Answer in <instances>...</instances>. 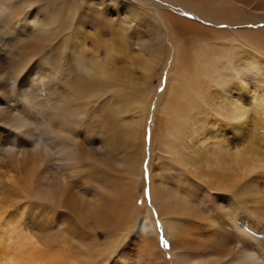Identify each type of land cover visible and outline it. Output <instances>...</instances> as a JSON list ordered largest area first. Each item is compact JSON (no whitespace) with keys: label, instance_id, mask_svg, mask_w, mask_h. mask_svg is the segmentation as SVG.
<instances>
[{"label":"bare ground","instance_id":"6f19581e","mask_svg":"<svg viewBox=\"0 0 264 264\" xmlns=\"http://www.w3.org/2000/svg\"><path fill=\"white\" fill-rule=\"evenodd\" d=\"M146 1L0 0V98L23 102L2 147L23 192L8 197L58 223L1 236L0 264H97L114 250L107 264H264V0H171L212 26ZM110 94L113 107L98 102ZM146 175L152 206L139 209Z\"/></svg>","mask_w":264,"mask_h":264},{"label":"rangeland","instance_id":"374dc122","mask_svg":"<svg viewBox=\"0 0 264 264\" xmlns=\"http://www.w3.org/2000/svg\"><path fill=\"white\" fill-rule=\"evenodd\" d=\"M130 1H133L135 4H143L142 7H144V8L145 7L150 8L152 5H154V4L150 3V1H146V0H130ZM165 1L171 2V0H160L161 5L165 9L161 6L158 9H161V10H164V11L170 12V13L172 10H175V11H173L174 13H176V14L179 13L180 15H182V17H185V18L189 19L190 21H196V22L200 21V20L195 19L197 17L198 19H201L203 21L200 23H202L204 25L207 24L209 26L213 25L211 23V20L206 21L203 18L198 17V15L196 13H193L192 10H190V9H188L182 5H177V7H176L173 5L172 2H171L172 3L171 5H168L167 4L168 2H166V5H165ZM78 2H79V0H78ZM237 6H239V5H237ZM239 7H241L245 13H251L252 9H250V7L248 5H247V7H245V6H239ZM37 8H38V4H36L34 9H37ZM257 13H260V12H257ZM115 19L118 22L124 23L122 21L123 17L121 14L120 15L117 14ZM214 25L218 26L221 29L229 30V31L241 29L240 28L241 25L231 23V22H224L223 24H220V25L219 24H214ZM244 26L246 27L247 25L245 24ZM250 27L254 28L255 26L250 25ZM71 31L72 30L68 31V33H70ZM95 31L98 32L99 34H102L103 32L104 33L106 32V34H107V31H105V28L102 31V22H101V27L100 26L96 27ZM65 35H63L62 38H64ZM187 44L189 46H197V45L202 44V43L200 40H198L196 38H192V39H187ZM67 54H69V52H67ZM35 63L36 64H42L41 59H36ZM5 71H6V65L0 61V72L3 74V73H5ZM166 82H167L166 72H161L159 77L153 79V81H152L153 91H152L151 96L148 99V102L150 103L149 106L152 110L150 112L151 116L149 117V120L146 123L147 128L149 129V133H148V137L146 138L147 140L145 141V148L149 146L150 140H151L150 134L152 135V133L154 132L155 117L153 118L152 116H153V113L155 112V106L157 108L156 104H157L158 96L162 94L161 97L164 98L163 94L165 93ZM107 96L112 97V98L108 99ZM107 96L103 97L98 102L100 104L107 103L108 107L111 108L118 101H117V98L113 99L114 97L111 94L107 95ZM161 97H159V99ZM21 99H22V97H20V102H16V101L15 102H12V101L6 102L4 99L0 98V237L6 236L9 233L13 243L17 239V233L20 232V230H21L20 227L29 226V227H33L35 229L36 227L39 226L40 229L42 228L41 231H44V233L50 232V231H57V228H58V223L56 222V220H54L53 217L47 218L46 212L43 209H42L43 213L40 212V208L33 209L32 200H30L29 198L23 200V199H21V197H19L20 198L19 199L17 195H13L14 197L11 196V198L8 197V193H9V195H12L13 192L14 193H16V192L22 193L23 192L22 187L20 186L19 183H17L18 179H20L19 177H21L20 173L23 171V168L18 167V165L16 164L17 158L15 156H13V155L9 156V154H6L3 150V148H7V147H3V146H5V143H8V145H9L8 140L6 141V137L8 135H10L12 132V129L10 128V126L8 124L9 120L11 119L10 112L12 111L13 106H15V108L22 107L23 102ZM95 104H97V103H95V101H91L90 105L94 106ZM157 113L158 112L156 110L155 116L157 115ZM225 129H227V128L225 127ZM259 133L262 134L261 132H259ZM227 135L229 136V139L231 140L233 137L231 131H229L227 133ZM17 138H18V140H17L16 145L18 147H20L22 145L30 146L31 140L27 139V136H25L24 134L18 135ZM28 146H25V147L28 148ZM13 157H15L16 159ZM146 159H149L148 152L145 153V161H146ZM145 161H144V163H145ZM145 166L148 167V164H145ZM145 169L146 170L144 173L146 174L148 172H147V168H145ZM16 188H18L17 191L15 190ZM19 189H21V190H19ZM146 206H152V199H151V194H150V190H149V180H148L147 175L145 176V178H143V180L140 183L139 199H137V207H139V209H144ZM32 211L37 212L38 217H35L34 212H32ZM39 212H40V215L44 217V220L46 219L45 221L39 218ZM32 216L35 218H33ZM41 225H42V227H41ZM61 229L67 230V225L63 224L61 226ZM37 231H39V230H37ZM127 233L128 232H125L121 238H123V237L130 238V235ZM99 235H100V238L102 239V237H103L102 233H100ZM163 241H164V243H163ZM123 243H124V241H120L117 248H119V247L122 248ZM169 244H170V242L167 238H164V239L161 238V241L159 243L160 249L163 250L165 253L168 252L170 249ZM71 250H73V249H71ZM71 250H68V251H71ZM114 251H113V253H110L106 258H104V257L102 259L99 258L97 264H107V262L113 258L112 256L115 257L118 254L116 251L115 252ZM73 255H75V254H73Z\"/></svg>","mask_w":264,"mask_h":264}]
</instances>
